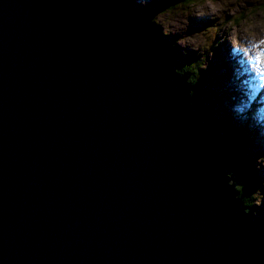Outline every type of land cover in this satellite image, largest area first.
<instances>
[{"label": "water", "instance_id": "1", "mask_svg": "<svg viewBox=\"0 0 264 264\" xmlns=\"http://www.w3.org/2000/svg\"><path fill=\"white\" fill-rule=\"evenodd\" d=\"M159 9L0 0V264H264Z\"/></svg>", "mask_w": 264, "mask_h": 264}, {"label": "rangeland", "instance_id": "2", "mask_svg": "<svg viewBox=\"0 0 264 264\" xmlns=\"http://www.w3.org/2000/svg\"><path fill=\"white\" fill-rule=\"evenodd\" d=\"M128 3L143 12L168 5L159 9L155 30L176 62L194 68L202 112L244 140L243 159L257 180L253 214L264 224V0ZM260 230L264 236V225Z\"/></svg>", "mask_w": 264, "mask_h": 264}, {"label": "trees", "instance_id": "3", "mask_svg": "<svg viewBox=\"0 0 264 264\" xmlns=\"http://www.w3.org/2000/svg\"><path fill=\"white\" fill-rule=\"evenodd\" d=\"M187 2L190 0H186ZM185 0H183V2H186ZM193 1V0H192ZM125 2L130 6V4L128 3V0H125ZM168 5L162 4L159 6H155L154 8H148L145 13L153 11L157 8H165ZM135 10V8H133ZM155 25V22H154ZM155 29H156V25H155ZM158 34V39L160 42L165 43L162 41V39L160 38V34L158 33L157 30H155ZM166 44V43H165ZM173 58L175 60L174 57V53H173ZM176 71L180 74H186L189 73L191 74V80L190 83L194 86V89H196V80L195 78H193L195 76V72H194V68H192L190 65L186 66V65H180L178 62H176ZM192 107L196 110V112L198 113H203L202 112V107L200 106L198 99L195 97V92L192 93ZM204 114V113H203ZM206 120H205V125L209 130H220L222 131V133L229 135L232 140L238 144V146L240 147V153L237 156V158L234 160V162H232V164L230 166L227 167L226 171L235 178V182L239 184L238 187V192H239V199L241 200L242 206L247 208V211L253 214V204H254V197H253V190H254V185H256L257 180L255 179V177L252 175L251 171L248 169V162L247 160L243 159V152H244V140L243 139H239L234 137L230 132H228L225 128V126L220 125V124H213L208 118L207 116L204 114ZM247 162V163H246ZM254 215V214H253ZM257 219V218H256ZM257 221L259 222V224L261 225V227L264 225L263 224V220H259L257 219Z\"/></svg>", "mask_w": 264, "mask_h": 264}, {"label": "snow or ice", "instance_id": "4", "mask_svg": "<svg viewBox=\"0 0 264 264\" xmlns=\"http://www.w3.org/2000/svg\"><path fill=\"white\" fill-rule=\"evenodd\" d=\"M261 78L264 79V76H262Z\"/></svg>", "mask_w": 264, "mask_h": 264}, {"label": "bare ground", "instance_id": "5", "mask_svg": "<svg viewBox=\"0 0 264 264\" xmlns=\"http://www.w3.org/2000/svg\"><path fill=\"white\" fill-rule=\"evenodd\" d=\"M175 61V60H174Z\"/></svg>", "mask_w": 264, "mask_h": 264}]
</instances>
